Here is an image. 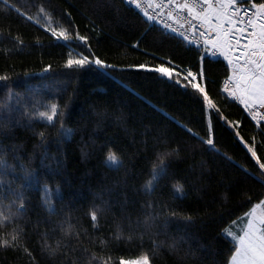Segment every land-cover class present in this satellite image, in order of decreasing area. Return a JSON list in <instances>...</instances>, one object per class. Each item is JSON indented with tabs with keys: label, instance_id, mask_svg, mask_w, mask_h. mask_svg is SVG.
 Instances as JSON below:
<instances>
[{
	"label": "trees",
	"instance_id": "16d2710c",
	"mask_svg": "<svg viewBox=\"0 0 264 264\" xmlns=\"http://www.w3.org/2000/svg\"><path fill=\"white\" fill-rule=\"evenodd\" d=\"M227 76L130 0H0V264H228L224 228L264 198V122Z\"/></svg>",
	"mask_w": 264,
	"mask_h": 264
},
{
	"label": "snow or ice",
	"instance_id": "6c2138e0",
	"mask_svg": "<svg viewBox=\"0 0 264 264\" xmlns=\"http://www.w3.org/2000/svg\"><path fill=\"white\" fill-rule=\"evenodd\" d=\"M133 2H135V0H133ZM202 2L208 4L209 8L217 7V15L219 16L222 14L223 17L226 18L228 26H226L225 24L219 25L223 37H228L229 32L232 31V27L229 26H235L238 21H242L245 19L247 20V24L245 25V27H237L236 31L244 33L248 28H251L252 31L249 33V35L255 36L256 39H249L248 43L243 46L244 51L242 52V56L244 57V59L242 62H240V57H236L238 78L234 80L232 76H229V84L225 88V91L227 92L229 88H231L233 98H236V94L240 93L243 97L242 99H240V103L245 104L246 108L248 109H252L257 105H259L260 107H264V23L259 24L258 27L260 30L259 32H257V25L252 19L247 17L246 10L243 17H236L235 11H233L232 15L229 16L228 9L236 5L238 3V0H216L215 5L213 4V0H202ZM137 7H141V5L137 4ZM180 7L182 9L187 8L189 14H192L193 8L196 7V0H193L191 6L187 2H185L184 4L180 5ZM253 7L258 8L260 14L264 15V3L254 4ZM204 11L206 10L202 9L201 13H203ZM145 15H147V13H145ZM152 18L153 17L149 16V19ZM204 19L210 20L211 18L204 17ZM49 24H51V21H49ZM51 31L52 35L58 40L62 39L64 41H69L70 39H72V36L67 29H62L58 33L56 31V28L52 27ZM172 31L175 32L176 29H172ZM180 35L184 36L185 40L188 39V37L184 33H180ZM76 38L81 41L86 39L85 37L80 36H77ZM235 39L238 43L239 38L237 37ZM225 42L228 43L229 47H231V40L222 42L221 36L219 34L215 38L209 36L208 41H206V43H211L213 44V46H216L218 43L220 44V46H223V43ZM213 54L215 55V53ZM225 58L228 59V62L231 65L233 62L232 59L228 58L227 56H225ZM87 59V57L76 60L69 59L67 62V66H83ZM95 63L97 65H100L101 67L105 66L100 60H96ZM140 67L143 68L144 66L141 65ZM151 70L169 79H171L174 74L171 67L160 66ZM176 75H178V73H176ZM188 76L196 79V77L191 72L188 73ZM200 78L203 79V73H201ZM176 82L180 83L179 80H177ZM192 87L204 95V100L208 105H212V101L206 94L204 88H201L198 83L193 84ZM212 107L215 106L212 105ZM52 113L53 115L47 116V119L49 121H52L54 115L57 113V109L55 106L52 107ZM40 115L44 116L45 114L41 113ZM206 143L209 146H213V140L211 138H209ZM249 151L252 153L253 157L256 156V153L252 148H249ZM162 160L163 158H161V164L153 173V179L149 181L148 185L146 186L148 190H152L154 182L160 179L166 170L165 166L162 163ZM107 161L112 167H118L120 165L118 156L111 152L108 154ZM257 163H260L259 160H257ZM260 168L264 170V163H260ZM176 191L181 192V187L177 186ZM20 207L22 208L23 204H21ZM258 208H264V201H261L259 204L253 206V208L245 214L244 219L247 221V223L241 229L240 233L233 234L229 232V235H232L233 240L236 242L235 253L230 258L229 264H237L238 260L241 262V264H264V212H261V214L257 215ZM91 219L95 226V223L97 221L96 211H93L91 213ZM8 222H10V217H5L3 220H0V224H3L4 226H7ZM12 239L15 240L16 236H13ZM8 245L9 241H0V246ZM142 260L143 264H149L148 256H143ZM121 264H124V262L121 261Z\"/></svg>",
	"mask_w": 264,
	"mask_h": 264
},
{
	"label": "built area",
	"instance_id": "2783aa9c",
	"mask_svg": "<svg viewBox=\"0 0 264 264\" xmlns=\"http://www.w3.org/2000/svg\"><path fill=\"white\" fill-rule=\"evenodd\" d=\"M134 7L143 15V17L150 23L165 29L167 32L177 36L184 43L194 46L201 50L204 54L221 57L225 59V56L236 61V57H240V62L243 61L244 57L242 52L244 51V45L248 43L249 39H253L254 36H250L249 33L252 31L248 28L244 33L236 31L237 27L243 28L247 24V20L238 21L235 26L232 27V31L229 32L228 37H223L222 31L219 27L220 24L227 25V20H219L215 17H210V20H205L204 17H208V13L211 10L218 12L217 7L209 8V5L203 3L202 0H196V7L193 8L192 14H189L187 8H181L180 5L187 2L190 6L193 0H130ZM216 0H213L215 5ZM140 4L141 7H137ZM204 9L203 13L201 10ZM245 10L247 11V17L256 21L257 23H264V15H261L259 10L255 9L252 4L240 2L228 9V15L231 16L233 11L236 12V17H243L245 15ZM147 13V15H145ZM149 16L153 17L149 19ZM195 17V18H193ZM172 29H176L175 32ZM184 33L188 39L185 40L184 36L180 35ZM221 36V41L231 40V47L228 43H223L220 46L218 43L213 46L211 43H206L209 36L215 38L217 35ZM239 38V42H236L235 38ZM215 53V55L213 54ZM188 75V72H187ZM190 77V76H189ZM228 77L224 78L220 85V90L224 95H226L232 101H236L239 93L236 94V98L232 97V89L226 92L225 88L228 86ZM234 87V86H233ZM249 116L257 121H264V108L255 106L250 110Z\"/></svg>",
	"mask_w": 264,
	"mask_h": 264
},
{
	"label": "rangeland",
	"instance_id": "374dc122",
	"mask_svg": "<svg viewBox=\"0 0 264 264\" xmlns=\"http://www.w3.org/2000/svg\"><path fill=\"white\" fill-rule=\"evenodd\" d=\"M173 72H176L175 70H173ZM178 73H181L182 76H185V78L187 77L191 82L194 80L195 82H197L196 79H193V77H189L186 73H184L183 71L179 72L177 71ZM189 73V72H188ZM230 76V75H229ZM243 98V97H242ZM238 99V98H237ZM245 108H246V105L244 104ZM259 106V105H257ZM260 107V106H259ZM263 108V107H262ZM253 109V108H252ZM251 109H247L246 112L247 114L249 115V112H250ZM252 119V118H251ZM253 120V119H252ZM254 122L256 123H259L255 120H253ZM264 122V121H262ZM264 201V199L262 200ZM260 203V202H259ZM259 203H256L254 204L253 206L259 204ZM253 206L248 210L246 211L244 214H242L241 216H239L237 219H235L233 222H231L230 224H228L224 230H223V233L224 235L230 239L234 245H235V248H236V242L233 240L232 238V235H229V232L233 233V234H237V233H240L241 232V229L246 225L247 221L244 219L245 217V214L248 213L252 208ZM261 212H264V208H258L257 209V215L261 214ZM235 253V251H234ZM233 253V254H234ZM232 254V256H233ZM231 256V257H232ZM230 257V258H231ZM124 262V264H143V260H142V257H139V258H134V259H127V260H122ZM230 262V260H229ZM229 264V263H228ZM237 264H241V262L238 260L237 261Z\"/></svg>",
	"mask_w": 264,
	"mask_h": 264
},
{
	"label": "crops",
	"instance_id": "0c3cea01",
	"mask_svg": "<svg viewBox=\"0 0 264 264\" xmlns=\"http://www.w3.org/2000/svg\"><path fill=\"white\" fill-rule=\"evenodd\" d=\"M257 10H259L258 8H256ZM208 17H215V18H217V19H219V20H225V18L223 17V15L221 14V15H217V11H215V10H211V11H209V13H208V15H207ZM255 23H256V25H257V28H256V31L257 32H259V23H257L256 21H254ZM253 39H256V37L254 36L253 37ZM233 61V60H232ZM225 62L227 63V65H228V68H229V75L230 76H232L233 77V79L235 80V79H237L238 78V67H237V62L236 61H233L232 62V64L230 65L229 64V62H228V59H226L225 58ZM240 99H242V96H241V94L239 93V97H238V99H237V102L238 103H240ZM243 107H244V109L245 110H247L248 108H245V106H244V104H242V103H240ZM264 108V107H263ZM264 199V198H263ZM262 199V200H263ZM261 200V201H262ZM260 201V202H261ZM259 203V202H258Z\"/></svg>",
	"mask_w": 264,
	"mask_h": 264
}]
</instances>
